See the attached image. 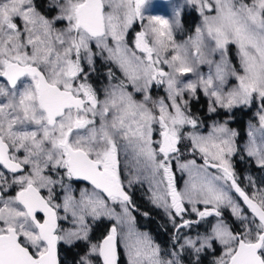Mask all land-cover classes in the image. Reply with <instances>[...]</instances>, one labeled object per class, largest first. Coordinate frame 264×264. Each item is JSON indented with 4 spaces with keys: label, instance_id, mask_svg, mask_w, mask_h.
Masks as SVG:
<instances>
[{
    "label": "snow or ice",
    "instance_id": "1",
    "mask_svg": "<svg viewBox=\"0 0 264 264\" xmlns=\"http://www.w3.org/2000/svg\"><path fill=\"white\" fill-rule=\"evenodd\" d=\"M187 5L197 8L202 23L178 42L174 28ZM54 7L59 15L48 19L34 0H0V264H60L58 243L88 240V217L117 222L91 245L103 264H118V235L128 264H182L186 248L200 253L217 240L223 253L214 264H264V181L248 176L243 184L231 162L238 133L227 121L200 132L185 99L202 89L212 112L211 105L230 110L258 100L259 127H250L244 151L264 169V0H57ZM135 23L141 30L130 45ZM230 45L238 67L227 59ZM97 55L122 73L119 78L109 69L117 83L103 99L81 66ZM202 65L209 66L207 75L199 72ZM153 84L166 85L167 96L153 100ZM182 148L202 163L187 159ZM121 153L148 174L153 201L175 229L215 217L210 234L162 253L136 231L137 209L126 191L133 181L122 180ZM174 162L189 177L183 189ZM63 177L89 182L91 191L77 197ZM57 184L61 203L55 202ZM223 208L240 222L239 231L224 223ZM60 209L75 230L61 229ZM191 214L199 220L184 218ZM124 224L127 233H118Z\"/></svg>",
    "mask_w": 264,
    "mask_h": 264
},
{
    "label": "rangeland",
    "instance_id": "2",
    "mask_svg": "<svg viewBox=\"0 0 264 264\" xmlns=\"http://www.w3.org/2000/svg\"><path fill=\"white\" fill-rule=\"evenodd\" d=\"M56 3H57V0H44L43 7L44 8H51L53 11L50 13L49 16L44 15V14H42V15H44L48 19H52L53 17L58 16L59 15L58 9L54 7V5ZM179 3L183 4L184 0H179ZM191 7L194 8L197 16L194 19V21L190 24V28L188 30H186L184 28V26L182 25L181 16H180L179 27L174 28V36L178 42H182V41L186 40L189 36L194 35L195 28L202 23V17H201V15H200V13L196 7H194L192 5H187V6H185L184 9H186V11H187ZM170 13H171V10H169V14H167V15H165V13H163V12H160L157 14L165 15V18H168L171 20L172 17H171ZM181 15H182V12H181ZM65 26H66V21L65 22H57L54 25V27H56L58 29L63 28ZM140 30H141V25L139 23H135L133 25L132 29L129 30V33L127 35V40H128L130 45H131L132 41L134 40L135 33L140 31ZM95 51L97 53L99 52L98 49H95ZM231 52L236 56V64H234L230 59L231 58L230 57ZM216 59H219L218 54L216 56ZM227 59L230 60L233 65L238 67L239 59L236 55V49H235L234 45L229 46V51L227 53ZM97 62H99V63L105 62L106 64H110L108 61H106L104 59L103 55H97L93 58L92 65H89L87 60L85 59V60L81 61V66L84 70V74H86L87 77H88V75H90L89 78H91V80H93L95 82V90L97 91L99 98L103 99L104 90L107 87H109L110 84L117 83V80H110L109 79V77H108L109 71H108V69H106V67L104 68V71L106 73L105 79L101 78V76H99V75L97 77L96 76L97 71L95 70V65L97 64ZM105 66H107V65H105ZM111 66L119 73L118 77L122 78V73L119 71V69L116 68L114 65H111ZM165 70L167 71L168 69L165 68ZM213 71H214V68H213ZM199 72L207 75L209 72V66L208 65L200 66ZM188 79L195 80L196 76L194 74H189ZM0 82H2V80H0ZM234 84H235V79L230 78V85H234ZM149 94L151 95L153 100H157V99L166 97L167 96L166 85L153 84L149 90ZM199 95L201 97L205 98V103H206L205 111H206L207 116H204V117L198 115L197 111L199 110V105L195 106V109L190 108V100L197 99ZM138 98H142V97H138ZM185 99L189 100L188 110L192 113V115L194 117L198 118V121L201 125L199 127V131L202 133H205V134L210 130L211 126L214 123L223 124L225 121H227V126L230 129H234L236 131V128L229 124V121L232 120V117L229 115V113H231L232 110L236 107H243L245 109L250 108L251 118L245 121L244 138L239 143V145L237 144V141H236V145H237V149H238V152H237L238 155L237 156H238L239 161L241 163V167H240L241 168V179H243V183L245 185L248 184V180L246 179V177H248V176H251L255 181H257L258 184L261 181H264V169L260 168L255 163L254 158H249L247 156V153L244 151V149L248 143V140H249L248 131L250 130V127H256V128L259 127V118H258L257 113L260 111V102L257 100L248 106L240 105V106H236L230 110L225 109V108H221L218 105H211L212 107L216 108V111L212 112L209 110L210 98L204 94L202 89H198L195 97H189L186 95ZM224 113H227V114H224ZM188 130L191 131V128L188 127ZM185 143H187V142H185ZM182 152H183V155L187 159H196L198 163H202V160L200 159V156L198 153L193 155L190 151H188L187 149H183V148H182ZM233 157L231 159V162L235 167ZM121 161H122V180L125 181L126 185H127L128 180L133 181V183L131 184V187H126V189L132 195L135 202H137L139 204H147V205H150L151 207H154L157 210H159L160 213H162V215L164 216L166 224L168 226H171V228L174 230L175 228L173 227L172 221L169 219L168 215L165 213V210L162 207H158L157 204L154 203V201H153V191L155 190V186H154V184H152L150 182V178H148V174L140 172V166L136 164L135 160L132 158L131 155H129V157L125 161L124 155H123V153H121ZM125 163L127 164V167L123 166ZM173 170H174V174L176 177V183H177L178 188L183 189L185 186V181H187L189 178L187 173L182 172L179 170V168L175 167V162H174ZM258 171H259V173H258L259 176H256L255 172H258ZM137 176L139 177V179H137ZM65 178L66 177H63V180H66ZM54 179L60 180L59 177H57V175L54 176ZM157 179H159V177ZM64 184H70V183H64ZM71 187H72L73 192L76 193L77 197H79V193L83 189H88L89 191H91L90 187H85L82 185H80L79 187H77V186L73 187V185H71ZM161 187H163V186H161ZM61 190H62V188H61L60 184H57L54 186V195L57 197L56 198L57 203L62 202L63 192L60 194ZM44 193L47 194V191L44 190ZM224 209H227L229 211V213L231 214L235 224L238 225L240 228V222L232 215L231 210L229 208H223L222 210H224ZM117 210L119 211V209H117ZM59 211H60L59 214L61 217V222H60L61 229L62 230H75L77 226L73 224V221L71 219L70 214H68L69 218L67 220H65V219H63V217L66 214L64 213V211L62 209H60ZM132 215L134 216L133 213H132ZM187 216L188 217L185 216L184 218L189 219V220L190 219L194 220L197 217V216H195V214H191V215H187ZM198 220H199V218H198ZM106 221H108V225L104 229V231H105L104 234H108L111 227L117 223L115 219H110L108 217H101L99 219H93L91 217H88L87 218V224L89 227V231H88L89 239L88 240H83V239L73 240L72 243H67L65 241H61V243L64 247L72 246L73 250H74V255H72V256L71 255L65 256L64 254H61L63 264H81L82 259H84L86 261H90V264H101L100 259H99V255L97 253L91 252V245L100 242V239L103 235H100V236H99V234L97 235V232H101V231L99 230L96 232V230H98V225L101 222H106ZM216 222H217V220L215 217L206 218L205 220L200 221L199 223L193 224V227L191 226L190 228H183L185 232L174 234L171 241H168V240L162 238L163 244L156 241L154 239V237L148 232L147 228H145L143 225L139 226L136 223L135 219L133 221V227L138 232L147 233L152 238L153 242L160 246L162 253H165V252L179 251V246L184 243L185 239L202 240L204 236L210 234L211 228ZM177 223H179V221H177ZM224 223L227 224L225 221H224ZM117 227H118V233L120 232L121 228L123 229L124 233H127V231H128V225L127 224L117 225ZM214 243L219 247V254H218V256H215L212 258L211 264H214V261L217 258H219L223 253V246L220 244V242L217 240V241H214ZM117 244H118L119 252H120V260L118 261L119 264H128V257H127L126 249L124 248V245L121 242L119 235H118V243ZM173 244L175 245V247L169 246V245L172 246ZM209 248L210 247H207L206 249H209ZM198 255H199V253H196L194 249L186 248V250L181 252L182 264H200L199 259H198L199 258Z\"/></svg>",
    "mask_w": 264,
    "mask_h": 264
},
{
    "label": "trees",
    "instance_id": "3",
    "mask_svg": "<svg viewBox=\"0 0 264 264\" xmlns=\"http://www.w3.org/2000/svg\"><path fill=\"white\" fill-rule=\"evenodd\" d=\"M34 3L37 6V10L44 15L49 16L50 13L53 11L51 8H44V0H34ZM197 14L196 11L194 10L193 7H191L189 10L186 11V9H184L182 11V15H181V21H182V25L184 26V28L186 30H188L190 28V24L194 21V19L196 18ZM230 59L231 61L236 64V56L231 52L230 54ZM111 68L112 72L114 74L117 73V71L110 65L107 64L106 69ZM103 73H104V68H103ZM199 105V110L198 115L199 116H207L206 114V103H205V98L201 97L200 95L198 96L197 99H193L190 100V108L191 109H195V106ZM227 114V113H224ZM229 115L232 117V120L229 121V124L234 126L236 128V131L238 133L237 137H236V141L237 144L239 145V143L243 140L244 138V134H245V121L251 118V110L250 108L245 109L243 107H236L232 110L231 113H229ZM238 153L234 155L233 157V161L235 164V169L236 172L238 174V176L241 179V163L239 161L238 158ZM259 171L255 172L256 176H259ZM262 179V178H261ZM243 181V179H241ZM244 184V183H243ZM245 185V184H244ZM130 196L132 197V195L130 194ZM132 202L135 205L137 211H134V217L136 220V223L141 226L143 225L145 228H147L148 232L154 237V239L156 241H158L159 243L163 244V239H166L168 241H171L174 234H176V232L171 228V226H168L166 224L165 218L162 215V213H160L159 210H157L154 207H151L150 205L147 204H139L137 202H135L134 198L132 197ZM144 213H147V215H144ZM223 213V220L229 225L230 228H232L234 231H239L240 228L238 225L235 224L231 214L229 213V211L227 209L222 210ZM144 222V223H143ZM108 225V222H101L98 227L100 228H104ZM193 227V225H192ZM65 250H72L73 247H65ZM64 250V249H63ZM219 254V247L213 242L212 247H210L209 249H204L202 250L201 253H199V263L200 264H211L212 263V258L215 256H218Z\"/></svg>",
    "mask_w": 264,
    "mask_h": 264
},
{
    "label": "flooded vegetation",
    "instance_id": "4",
    "mask_svg": "<svg viewBox=\"0 0 264 264\" xmlns=\"http://www.w3.org/2000/svg\"><path fill=\"white\" fill-rule=\"evenodd\" d=\"M103 65V66H102ZM105 65H107L105 62L104 63H99V62H97V64L95 65V70L97 71V73H96V76L98 77V75L99 76H101V78H103V79H105V75H106V73H105V71H104V73H103V68H105L106 66ZM118 75H119V73L117 72L116 74H115V76L116 77H118ZM89 76L90 75H88V77H87V83H89V84H91L92 85V87L95 89V82L93 81V80H91V78H89ZM77 82H80V81H77ZM56 174L55 173H53V177L55 176ZM61 175H62V170H61ZM57 177H59V179H61V176H57ZM66 180H63V182L64 183H70V185H73V187H79L80 185H82V186H85V187H90L91 188V185L89 184V183H87V182H85V181H82V180H78V179H75V178H73V179H71V180H69L67 177L65 178ZM63 191L61 190L60 191V194L62 193ZM12 194H14V192L11 190V189H9V195H12ZM43 194L44 195H47L46 193H44V191H43ZM130 195V194H129ZM59 199V198H58ZM56 203H57V200L55 201ZM59 210H58V215L60 216V214H59ZM186 217H188L187 215H186ZM190 220H193V219H190ZM196 220H198V217H196L193 221H196ZM60 222H61V219L58 221V223H59V225H60ZM106 222H108V221H106ZM194 224H196V223H194ZM107 227V226H106ZM106 227H104V228H100V227H98V230H96V232L97 231H101V232H97V235L99 234V236L100 235H106V234H104V229L106 228ZM174 231L176 232V233H183V232H185L184 231V229H181V230H177V229H174ZM102 236V237H103ZM101 237V238H102ZM101 240V239H100ZM75 245V244H74ZM76 246V245H75ZM170 247H175V245L173 244L172 246L171 245H169ZM117 248H118V250H117V252H118V261L120 260V252H119V247H118V244H117ZM64 249V250H63ZM66 248L62 245V243L61 242H59L58 243V256H59V262H60V264H63V262H62V258H61V254H64L65 256H72V255H74V250L72 249V250H65ZM100 259V258H99ZM101 262V261H100ZM118 264H119V262H118Z\"/></svg>",
    "mask_w": 264,
    "mask_h": 264
},
{
    "label": "water",
    "instance_id": "5",
    "mask_svg": "<svg viewBox=\"0 0 264 264\" xmlns=\"http://www.w3.org/2000/svg\"><path fill=\"white\" fill-rule=\"evenodd\" d=\"M75 179H76V178H75ZM85 182H86V181H85ZM87 183H89V182H87ZM105 236H107V234H106V235H104V236L101 238V240H100V241H102V240H103V238H104ZM117 250H118V248H117ZM57 257H58V260H59V256H58V245H57ZM99 258H100L101 264H103V258H102V257H100V256H99Z\"/></svg>",
    "mask_w": 264,
    "mask_h": 264
}]
</instances>
